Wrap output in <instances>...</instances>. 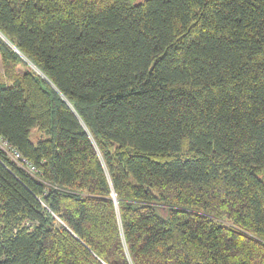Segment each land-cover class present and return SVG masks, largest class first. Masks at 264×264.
Returning <instances> with one entry per match:
<instances>
[{
	"label": "trees",
	"instance_id": "obj_1",
	"mask_svg": "<svg viewBox=\"0 0 264 264\" xmlns=\"http://www.w3.org/2000/svg\"><path fill=\"white\" fill-rule=\"evenodd\" d=\"M0 34V264H264V0H0Z\"/></svg>",
	"mask_w": 264,
	"mask_h": 264
},
{
	"label": "rangeland",
	"instance_id": "obj_2",
	"mask_svg": "<svg viewBox=\"0 0 264 264\" xmlns=\"http://www.w3.org/2000/svg\"><path fill=\"white\" fill-rule=\"evenodd\" d=\"M0 37H2V35L0 34ZM3 38V37H2ZM8 45H10V43H8ZM17 53V52H16ZM18 54V53H17ZM20 54V53H19ZM18 54V55H19ZM21 58H23V56L20 54L19 55ZM23 60L25 61V59L23 58ZM27 62V61H26ZM18 69H22V67L20 65H17ZM0 80H4V81H8V79L5 77V75L3 74V64L0 58ZM33 130V129H32ZM0 149H6V145L4 144V142L1 140L0 138ZM258 177L264 182V174H258ZM115 195L113 194V200L115 201Z\"/></svg>",
	"mask_w": 264,
	"mask_h": 264
},
{
	"label": "built area",
	"instance_id": "obj_3",
	"mask_svg": "<svg viewBox=\"0 0 264 264\" xmlns=\"http://www.w3.org/2000/svg\"><path fill=\"white\" fill-rule=\"evenodd\" d=\"M4 150L13 160L20 161V163H26L25 159L21 157L20 153L17 150L10 148L8 145H6V149Z\"/></svg>",
	"mask_w": 264,
	"mask_h": 264
},
{
	"label": "water",
	"instance_id": "obj_4",
	"mask_svg": "<svg viewBox=\"0 0 264 264\" xmlns=\"http://www.w3.org/2000/svg\"><path fill=\"white\" fill-rule=\"evenodd\" d=\"M2 37H3V36H2ZM3 39H4V38H3ZM5 41H6V40H5ZM6 42H7V41H6ZM7 43H8V42H7ZM10 46L13 47L11 44H10ZM13 50H14L15 52H17L18 54L20 53V52H19L16 48H14V47H13ZM19 55H20V54H19ZM23 58H24V57H23ZM24 59H25V58H24Z\"/></svg>",
	"mask_w": 264,
	"mask_h": 264
},
{
	"label": "bare ground",
	"instance_id": "obj_5",
	"mask_svg": "<svg viewBox=\"0 0 264 264\" xmlns=\"http://www.w3.org/2000/svg\"><path fill=\"white\" fill-rule=\"evenodd\" d=\"M30 170H32V168L30 167Z\"/></svg>",
	"mask_w": 264,
	"mask_h": 264
}]
</instances>
